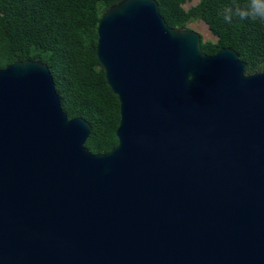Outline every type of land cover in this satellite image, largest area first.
I'll return each mask as SVG.
<instances>
[{
    "label": "water",
    "instance_id": "obj_1",
    "mask_svg": "<svg viewBox=\"0 0 264 264\" xmlns=\"http://www.w3.org/2000/svg\"><path fill=\"white\" fill-rule=\"evenodd\" d=\"M122 0L97 56L118 144L86 147L49 66L0 68V264H264V71Z\"/></svg>",
    "mask_w": 264,
    "mask_h": 264
},
{
    "label": "trees",
    "instance_id": "obj_2",
    "mask_svg": "<svg viewBox=\"0 0 264 264\" xmlns=\"http://www.w3.org/2000/svg\"><path fill=\"white\" fill-rule=\"evenodd\" d=\"M122 0H0V68L17 60L46 63L55 80L62 107L69 118L92 124L86 147L105 154L118 144L120 102L108 85L97 56L98 25L103 14ZM162 16L173 28L203 20L216 41L202 40L213 55L235 49L246 62V73L264 71V21L223 19L224 9L249 0H157Z\"/></svg>",
    "mask_w": 264,
    "mask_h": 264
},
{
    "label": "clouds",
    "instance_id": "obj_3",
    "mask_svg": "<svg viewBox=\"0 0 264 264\" xmlns=\"http://www.w3.org/2000/svg\"><path fill=\"white\" fill-rule=\"evenodd\" d=\"M222 16L227 23H232L233 19L264 21V0H249L245 5L234 3L224 9Z\"/></svg>",
    "mask_w": 264,
    "mask_h": 264
},
{
    "label": "rangeland",
    "instance_id": "obj_4",
    "mask_svg": "<svg viewBox=\"0 0 264 264\" xmlns=\"http://www.w3.org/2000/svg\"><path fill=\"white\" fill-rule=\"evenodd\" d=\"M199 0H192L187 2L184 7L189 9L192 5H195ZM187 29L194 30L198 32L202 36V40L204 41H216L217 37L211 32L207 23L203 20H195L188 23Z\"/></svg>",
    "mask_w": 264,
    "mask_h": 264
}]
</instances>
